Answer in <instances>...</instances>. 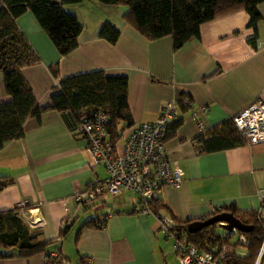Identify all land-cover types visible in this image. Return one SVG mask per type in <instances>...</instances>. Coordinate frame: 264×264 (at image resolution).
<instances>
[{"label":"crops","instance_id":"0c3cea01","mask_svg":"<svg viewBox=\"0 0 264 264\" xmlns=\"http://www.w3.org/2000/svg\"><path fill=\"white\" fill-rule=\"evenodd\" d=\"M80 2L68 8L84 27L78 46L64 55L31 11L17 18L42 59L23 68L40 104L50 101L56 81L98 69L128 77L134 124L156 120L163 103H178L188 93L189 109L179 106L183 122L166 140L169 157L183 169V182L180 187L164 185L156 198L178 220L231 203L240 210H257L264 188V142L202 152L195 137L202 133L201 124L211 129L256 99L264 100V1L257 6L263 17L255 45L250 15L242 9L202 23L200 34L178 48L172 36L149 39L126 22V7L87 0L98 10L80 12L87 6ZM106 20L121 29L114 43L99 35ZM56 61L59 77L50 69ZM9 100L0 72V102ZM78 126L73 111L46 110L40 117L30 116L24 134L0 148V177L12 179L0 190V211L22 207L31 231L40 240L54 239L46 251L2 256L0 264H48L52 252L58 253L54 264H65L62 259L69 264H179L174 240L158 226L155 214L140 212V195L123 190L113 197L106 191L88 208L75 201L76 191L107 176L103 163H93ZM92 218L96 225L84 226ZM0 251L15 249L0 242ZM262 254L256 263L264 264Z\"/></svg>","mask_w":264,"mask_h":264},{"label":"trees","instance_id":"16d2710c","mask_svg":"<svg viewBox=\"0 0 264 264\" xmlns=\"http://www.w3.org/2000/svg\"><path fill=\"white\" fill-rule=\"evenodd\" d=\"M82 0H0V72L9 101L0 102V148L8 141L24 134V124L30 116L40 117L50 109L71 110L77 118L89 108L101 107L109 113L108 133L114 141L119 137V129L134 124L128 93V77L121 74H108L103 69L82 72L64 77L60 87H55L50 101L40 104L32 85L25 77L23 68L41 62V56L31 45L27 35L20 28L17 18L31 11L47 35L52 39L61 55L78 46V36L84 24L75 12L65 8L66 3ZM105 4L127 5L123 18L149 39L170 35L174 48L180 47L189 38L200 34L202 23L245 9L250 15L249 24L255 35L250 39L256 44L258 22L263 17L258 4L264 0H100ZM121 29L109 20L102 25L99 35L114 43ZM55 77H59V63L50 65ZM191 97L183 93L178 101L180 109L187 111L190 104L185 100ZM183 122V117L172 120L167 127L165 140L175 135ZM195 141L202 152H211L244 144V134L236 126L232 117L219 125L200 133ZM12 181L0 177V190ZM149 204L155 211L165 207L164 202L152 198ZM22 207L0 211V242L13 247L14 252L0 251L2 256H30L48 250L54 239L40 240L31 231L29 223L21 215ZM219 211H230L243 222L252 224L253 229L245 232L250 239L246 244V254L228 253L223 257L226 264H255L264 241V218L257 210H240L234 203L226 204L213 213L195 219H206ZM194 218L178 220L188 229ZM96 225L95 218L88 219L84 226ZM102 225V224H101ZM64 231V232H63ZM60 236L65 234V230ZM189 241L201 250L220 248L230 242L219 228V223L210 224L194 232L187 231ZM264 259V252L262 254Z\"/></svg>","mask_w":264,"mask_h":264},{"label":"built area","instance_id":"2783aa9c","mask_svg":"<svg viewBox=\"0 0 264 264\" xmlns=\"http://www.w3.org/2000/svg\"><path fill=\"white\" fill-rule=\"evenodd\" d=\"M55 87H60L56 81ZM191 100L187 98L186 104ZM179 116V104L169 100L162 104L159 116L153 121H143L125 129H119L117 140L111 139L108 133L110 116L101 107L89 108L79 116V133L86 140L93 163H103L107 169L104 179H96L74 194L75 201L83 206L90 207L104 192L117 194L123 190H130L142 198L144 206L141 213H154L158 226L167 237L174 240V251L179 264H220L228 253L246 254V244L250 242L245 233L233 227L225 228L219 222V228L225 237L231 241L224 243L220 248L201 250L187 238L186 227L164 207L155 211L149 200L157 197V192L164 185L180 187L183 179L182 167L169 157V150L165 140L166 130L170 122ZM194 116L199 117L195 112ZM236 126L244 134L246 142L258 144L264 142V100L258 98L233 115ZM201 132L208 129L201 124ZM260 206L257 209L259 217L264 218V188L259 191ZM68 221H64V227ZM232 238L234 241H232ZM264 252V241L259 255ZM58 253L52 252L48 264L56 263ZM69 264L66 259H62ZM255 264H258V262Z\"/></svg>","mask_w":264,"mask_h":264},{"label":"water","instance_id":"95a60500","mask_svg":"<svg viewBox=\"0 0 264 264\" xmlns=\"http://www.w3.org/2000/svg\"><path fill=\"white\" fill-rule=\"evenodd\" d=\"M220 221H224L225 223H221L225 228L232 229L233 227H237L242 231H251L253 229L252 224H248L243 222L239 217H237L233 212L230 211H219L206 219H194L188 224V230L190 232H194L196 230H200L203 227H206L210 224H214Z\"/></svg>","mask_w":264,"mask_h":264},{"label":"rangeland","instance_id":"374dc122","mask_svg":"<svg viewBox=\"0 0 264 264\" xmlns=\"http://www.w3.org/2000/svg\"><path fill=\"white\" fill-rule=\"evenodd\" d=\"M84 1V3H86L85 5H87V6H83L84 8H83V10H81L80 12H85V11H88L89 10V7H92V8H94V9H96V10H98L97 8H95V7H93L89 2H85V1H87V0H83ZM79 3H82V2H74V3H66L64 6H65V8L67 9V10H70L69 8H68V6L69 5H77V4H79ZM108 7H128L127 5H114V4H106ZM73 10V9H72ZM72 10H70V11H72ZM101 11L103 10V9H100ZM72 12H74V11H72ZM88 20H91V19H88ZM116 196V194L115 195H113V197H115ZM112 197V196H111ZM111 197H109V199L111 198ZM111 201H109V203L111 204L112 203V199H110ZM219 222H217V224H218ZM232 241H234L233 240V238H232Z\"/></svg>","mask_w":264,"mask_h":264}]
</instances>
